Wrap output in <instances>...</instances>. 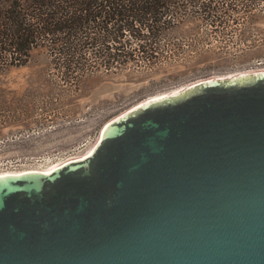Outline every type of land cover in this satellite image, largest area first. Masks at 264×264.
Listing matches in <instances>:
<instances>
[{
    "label": "water",
    "instance_id": "water-1",
    "mask_svg": "<svg viewBox=\"0 0 264 264\" xmlns=\"http://www.w3.org/2000/svg\"><path fill=\"white\" fill-rule=\"evenodd\" d=\"M0 264H264V70L144 99L87 154L0 173Z\"/></svg>",
    "mask_w": 264,
    "mask_h": 264
},
{
    "label": "rangeland",
    "instance_id": "rangeland-1",
    "mask_svg": "<svg viewBox=\"0 0 264 264\" xmlns=\"http://www.w3.org/2000/svg\"><path fill=\"white\" fill-rule=\"evenodd\" d=\"M241 8L213 23L190 15L173 21L157 38L160 47L150 64L102 66L69 81L39 48L24 65L4 68L0 168L44 167L63 160L82 141L93 144L106 121L150 96L249 71L255 62L264 68V0H255L250 11Z\"/></svg>",
    "mask_w": 264,
    "mask_h": 264
},
{
    "label": "trees",
    "instance_id": "trees-1",
    "mask_svg": "<svg viewBox=\"0 0 264 264\" xmlns=\"http://www.w3.org/2000/svg\"><path fill=\"white\" fill-rule=\"evenodd\" d=\"M255 0H0V71L44 48L69 81L86 70L153 63L157 38L185 16L220 21ZM239 5V7H237Z\"/></svg>",
    "mask_w": 264,
    "mask_h": 264
},
{
    "label": "built area",
    "instance_id": "built-area-1",
    "mask_svg": "<svg viewBox=\"0 0 264 264\" xmlns=\"http://www.w3.org/2000/svg\"><path fill=\"white\" fill-rule=\"evenodd\" d=\"M261 63H257L255 62L254 65H260ZM255 66H253L250 70H261V69H264V68H256ZM249 70V71H250ZM94 142V141H93ZM92 144V142H88L87 139L82 141V143H80L78 146H75V148L71 149L69 152H67L65 154V156L61 159H63L64 161L65 160H68V159H71V158H75V157H78V156H81L83 155V153L86 151V149ZM57 161V160H56ZM45 166V165H44ZM21 167H11V168H0V170H7V169H20ZM24 168H27V169H42V166H29V167H24Z\"/></svg>",
    "mask_w": 264,
    "mask_h": 264
},
{
    "label": "bare ground",
    "instance_id": "bare-ground-1",
    "mask_svg": "<svg viewBox=\"0 0 264 264\" xmlns=\"http://www.w3.org/2000/svg\"><path fill=\"white\" fill-rule=\"evenodd\" d=\"M259 70V69H258ZM261 70H264V69H261ZM251 71H253V70H251ZM244 72H250V71H242V72H235V73H233V74H229V75H226V76H232V75H235V74H238V73H244ZM220 77V76H219ZM222 77H225V76H222ZM209 78V77H208ZM216 78V77H215ZM218 78V77H217ZM185 86H187V85H185ZM185 86H183V87H185ZM183 87H181V88H183ZM181 88H176V89H174V90H172V91H170V92H165V93H160L159 95H156V96H150L149 97V99L150 98H155V97H158V96H161V95H164V94H168V93H171V92H175V91H177V90H180ZM147 99V98H146ZM98 138V137H97ZM97 140V139H96ZM96 140L94 141V143L92 144V145H90V147H88L87 149H86V151L83 153V154H87L91 149H92V147L94 146V144H95V142H96ZM62 162H64V160H60V161H57V162H55V163H52V164H49V165H46V166H44V167H42V169H44V170H51L52 168H54L55 166H58L59 164H61ZM23 170H27V169H7V170H0V173H5V172H18V171H23Z\"/></svg>",
    "mask_w": 264,
    "mask_h": 264
}]
</instances>
